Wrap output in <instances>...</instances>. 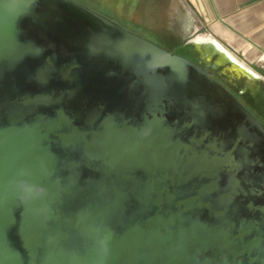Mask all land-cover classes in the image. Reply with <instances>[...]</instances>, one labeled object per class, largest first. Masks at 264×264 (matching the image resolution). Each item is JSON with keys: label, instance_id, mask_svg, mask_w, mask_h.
Segmentation results:
<instances>
[{"label": "water", "instance_id": "water-1", "mask_svg": "<svg viewBox=\"0 0 264 264\" xmlns=\"http://www.w3.org/2000/svg\"><path fill=\"white\" fill-rule=\"evenodd\" d=\"M0 264H264V125L83 3L0 0Z\"/></svg>", "mask_w": 264, "mask_h": 264}, {"label": "rangeland", "instance_id": "rangeland-1", "mask_svg": "<svg viewBox=\"0 0 264 264\" xmlns=\"http://www.w3.org/2000/svg\"><path fill=\"white\" fill-rule=\"evenodd\" d=\"M76 1L87 5L95 11L111 18L144 37L146 36L150 40H153V42L155 41L168 49H178V46H176L178 39L176 38L174 28L171 25L172 18L177 14L184 12L185 7H189L191 13L187 18H189L188 21L191 29V37L197 38L200 35H209L215 39L210 26L203 20L204 16L207 17V14L205 13L200 0ZM226 49L229 50L228 48ZM179 50L185 51V48H180ZM237 60L244 63L243 60Z\"/></svg>", "mask_w": 264, "mask_h": 264}, {"label": "crops", "instance_id": "crops-1", "mask_svg": "<svg viewBox=\"0 0 264 264\" xmlns=\"http://www.w3.org/2000/svg\"><path fill=\"white\" fill-rule=\"evenodd\" d=\"M213 36L264 80V0H200Z\"/></svg>", "mask_w": 264, "mask_h": 264}, {"label": "flooded vegetation", "instance_id": "flooded-vegetation-1", "mask_svg": "<svg viewBox=\"0 0 264 264\" xmlns=\"http://www.w3.org/2000/svg\"><path fill=\"white\" fill-rule=\"evenodd\" d=\"M190 13L189 7H185L184 12L172 18L171 25L178 39L176 45L178 49H168L159 43L157 44L174 54L196 62L204 70L209 71L217 83L224 85L264 125V80L254 74V72H248V70L239 67L240 65L237 64L234 58L227 56L223 59V53L220 48L218 49V47L215 48L214 46L207 47L197 42V38H192L189 18H187L190 16ZM145 38L147 37L145 36ZM218 43L221 44L220 42ZM180 48H185V51H180Z\"/></svg>", "mask_w": 264, "mask_h": 264}, {"label": "bare ground", "instance_id": "bare-ground-1", "mask_svg": "<svg viewBox=\"0 0 264 264\" xmlns=\"http://www.w3.org/2000/svg\"><path fill=\"white\" fill-rule=\"evenodd\" d=\"M196 41L206 45L207 47H210V45H212V43H213V44H215L216 46H218L221 49V51L225 55V57L228 56V57H232V58L236 59L234 57V55L229 50L225 49L221 44L216 42L215 39H213L209 35H200V36L197 37ZM237 64L240 65L239 67H242L243 69L248 70V72H252L253 73V71H251V69L249 67H247L243 62H240V61L238 62L237 61Z\"/></svg>", "mask_w": 264, "mask_h": 264}]
</instances>
